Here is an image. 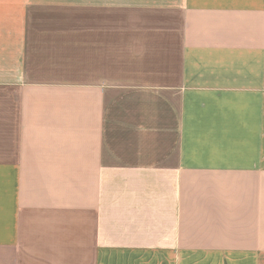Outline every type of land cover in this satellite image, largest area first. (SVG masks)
Wrapping results in <instances>:
<instances>
[{"label":"crops","instance_id":"obj_1","mask_svg":"<svg viewBox=\"0 0 264 264\" xmlns=\"http://www.w3.org/2000/svg\"><path fill=\"white\" fill-rule=\"evenodd\" d=\"M0 264H264V0H0Z\"/></svg>","mask_w":264,"mask_h":264}]
</instances>
